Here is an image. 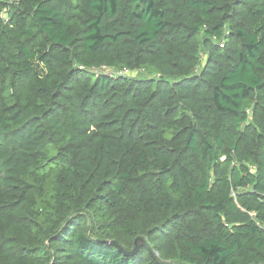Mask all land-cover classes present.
Segmentation results:
<instances>
[{
    "label": "trees",
    "instance_id": "obj_1",
    "mask_svg": "<svg viewBox=\"0 0 264 264\" xmlns=\"http://www.w3.org/2000/svg\"><path fill=\"white\" fill-rule=\"evenodd\" d=\"M0 264H264V0H0Z\"/></svg>",
    "mask_w": 264,
    "mask_h": 264
},
{
    "label": "water",
    "instance_id": "obj_2",
    "mask_svg": "<svg viewBox=\"0 0 264 264\" xmlns=\"http://www.w3.org/2000/svg\"><path fill=\"white\" fill-rule=\"evenodd\" d=\"M111 245L116 246L124 255L126 256H131L134 255L138 252V250L142 247L145 246L150 250V247L146 244V242L143 239H136L134 245H135V250L133 252H128L125 249L121 248L119 245H117L116 243H111Z\"/></svg>",
    "mask_w": 264,
    "mask_h": 264
},
{
    "label": "rangeland",
    "instance_id": "obj_3",
    "mask_svg": "<svg viewBox=\"0 0 264 264\" xmlns=\"http://www.w3.org/2000/svg\"><path fill=\"white\" fill-rule=\"evenodd\" d=\"M135 75H137V74H135Z\"/></svg>",
    "mask_w": 264,
    "mask_h": 264
}]
</instances>
